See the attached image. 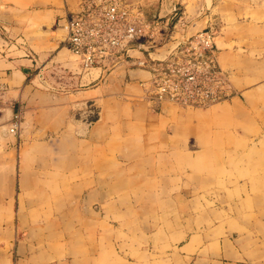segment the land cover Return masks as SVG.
<instances>
[{
  "label": "rangeland",
  "instance_id": "rangeland-1",
  "mask_svg": "<svg viewBox=\"0 0 264 264\" xmlns=\"http://www.w3.org/2000/svg\"><path fill=\"white\" fill-rule=\"evenodd\" d=\"M77 2L0 0V59L23 55L24 46L38 57L53 40L61 45L57 54L65 36L58 15ZM68 58L75 67V57L63 48L58 60ZM247 64L232 74L241 94L201 108L167 104L150 123H134V133L120 140L133 149L124 163L128 169L111 167L110 185L98 188L104 196L71 184L69 139L52 150L28 149L19 145V132L17 147L9 150L14 135L6 122L0 264H183L180 245L193 228L217 236L233 231L262 244L264 74L261 66ZM252 86L248 94L245 88ZM150 163L151 169L140 168ZM39 164L56 171L29 176Z\"/></svg>",
  "mask_w": 264,
  "mask_h": 264
},
{
  "label": "crops",
  "instance_id": "crops-1",
  "mask_svg": "<svg viewBox=\"0 0 264 264\" xmlns=\"http://www.w3.org/2000/svg\"><path fill=\"white\" fill-rule=\"evenodd\" d=\"M131 1L144 6L148 19L165 14L174 2L183 12L186 24L175 33L177 38H186L204 28L213 30L217 59L222 68L230 71L235 94H241L242 90L233 83L232 74L242 73L245 68L242 64L248 63V69L261 66L264 74V0ZM77 4L61 10L60 27ZM59 37L57 33L56 38ZM49 42L38 57L24 46L23 55L6 54L0 59V82L5 87L0 95V148L6 122L19 114L21 147L26 144L28 149L40 146L52 150L69 139L71 163L67 172L71 184L97 188L95 195L104 196L98 188L110 185L106 176L111 167L125 171L128 167L124 163L132 159L127 156L133 149L122 146L120 140L134 133L131 131L134 123H150L157 114L165 113L167 104L175 105L156 102L145 93L143 82L151 79L152 72L140 66L142 60L166 58L173 47L165 45L150 52L134 50L108 69L98 66L84 72L76 59L75 67L69 58L58 60L66 47L63 45L54 55L61 45L57 40ZM252 88L246 87V92L249 94ZM17 138L16 135L8 138L9 150L17 147ZM152 165L140 168L147 170ZM10 171L13 173V167ZM55 171L39 164L30 169L29 176ZM185 233L180 245L183 264H264V242L247 243L233 231L217 236L193 228ZM23 261L31 264L29 259Z\"/></svg>",
  "mask_w": 264,
  "mask_h": 264
},
{
  "label": "built area",
  "instance_id": "built-area-1",
  "mask_svg": "<svg viewBox=\"0 0 264 264\" xmlns=\"http://www.w3.org/2000/svg\"><path fill=\"white\" fill-rule=\"evenodd\" d=\"M182 13L173 2L171 14L148 19L139 1L79 0L64 19L61 42L84 72L98 66L108 69L134 50L150 52L171 45L166 58L140 62L152 72L151 79L143 82L151 99L201 108L231 98L236 91L230 71L217 59L215 32L204 28L186 38L175 37L186 27ZM4 91L0 82V95ZM21 123L16 114L9 132L18 135Z\"/></svg>",
  "mask_w": 264,
  "mask_h": 264
},
{
  "label": "water",
  "instance_id": "water-1",
  "mask_svg": "<svg viewBox=\"0 0 264 264\" xmlns=\"http://www.w3.org/2000/svg\"><path fill=\"white\" fill-rule=\"evenodd\" d=\"M172 11H173V2H172V4H171L170 7H169L168 12H166L165 14H161V13H160V14H159V17H160V18L166 17V16H168L169 14H171Z\"/></svg>",
  "mask_w": 264,
  "mask_h": 264
}]
</instances>
